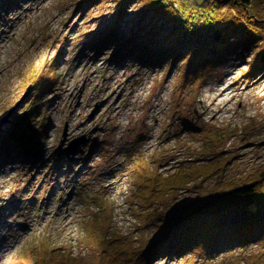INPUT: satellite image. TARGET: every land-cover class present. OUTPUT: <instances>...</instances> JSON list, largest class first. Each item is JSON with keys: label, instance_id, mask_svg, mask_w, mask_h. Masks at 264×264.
<instances>
[{"label": "rangeland", "instance_id": "1", "mask_svg": "<svg viewBox=\"0 0 264 264\" xmlns=\"http://www.w3.org/2000/svg\"><path fill=\"white\" fill-rule=\"evenodd\" d=\"M78 1L0 0V264H111L107 249L85 234L93 216L107 237L148 238L158 226H139L133 217L129 180L135 165L162 176L209 161L221 166L168 195L151 210L161 217L208 196L218 181L264 167V65L244 75L264 43V27L239 24L200 81L177 82L179 62L168 68L163 58L147 65L132 53L113 59L109 43L95 52L115 3ZM252 1L250 12L263 22L264 0ZM143 3L128 1L116 37L165 33L159 13L143 11ZM244 31L249 44L237 40ZM54 60L56 82L40 95L32 116L34 130L42 117L45 122L37 137L40 157H28L2 139L33 98L30 75L51 70ZM256 197L260 207L264 182ZM43 244L48 259L37 255ZM150 264H264V236L212 255L157 256Z\"/></svg>", "mask_w": 264, "mask_h": 264}, {"label": "trees", "instance_id": "2", "mask_svg": "<svg viewBox=\"0 0 264 264\" xmlns=\"http://www.w3.org/2000/svg\"><path fill=\"white\" fill-rule=\"evenodd\" d=\"M87 1L79 0L78 3ZM113 1L115 7L108 23L98 31L102 40L96 45L95 52L109 43L114 47L111 53L113 59L118 60L122 55L132 53L147 65L163 58L168 60V68L174 62H179L177 82L180 78L187 82L194 80V77L198 79L196 82L200 81L202 72L220 57L229 41V33L239 24H253L255 30L264 27V21H257L259 17L250 12L254 4L252 0H230L226 8L223 5L227 0H143L142 10H156L165 33L140 38L136 32H130L125 38L116 37L114 32L119 27L129 0ZM245 32H239L237 40L249 44L251 38ZM258 47L252 53L249 68L244 72L246 76L254 75L264 65V43ZM55 62L51 63V70L30 75L33 98L17 117L15 128L2 139V143L13 141L28 157H40L37 137L43 131L41 127L45 122L42 117L34 130L32 116L40 95L51 90L56 82L57 76L52 74ZM197 72L200 75H195ZM52 155L55 156L53 160L58 162L57 153ZM220 168L217 163L209 161L191 165L187 170L178 168L162 176L146 164L135 165L129 180L133 217L139 226L153 224L158 229L137 243L131 237L118 241L107 237L99 229L98 217L93 216L85 223V234L89 240L107 249L111 264H150L157 256H180L195 250L212 255L217 248L245 245L259 239L264 236V203L260 207L255 204H258L257 189L264 182V167L244 177L218 181L208 196L193 199L179 212L163 217L152 212L171 193L187 190L190 182L203 179L212 170L218 171ZM48 248L47 244H43L38 248L40 254L37 255L48 259Z\"/></svg>", "mask_w": 264, "mask_h": 264}, {"label": "water", "instance_id": "3", "mask_svg": "<svg viewBox=\"0 0 264 264\" xmlns=\"http://www.w3.org/2000/svg\"><path fill=\"white\" fill-rule=\"evenodd\" d=\"M29 87L28 88H30L31 86H30V84L28 85ZM27 88V89H28ZM26 93V91H24L23 92V95ZM26 95V94H25ZM13 109V108H12ZM7 120V118H5L4 117V120H2V123H4L5 121ZM65 129H66V126L63 128V133H62V135H63V137L60 139V141H59V143H62L63 142V140L65 139V136H66V131H65ZM84 140V138H80V139H73V141H70L69 143H68V145L66 146V149H68V150H72L76 145H78L80 142H82Z\"/></svg>", "mask_w": 264, "mask_h": 264}, {"label": "bare ground", "instance_id": "4", "mask_svg": "<svg viewBox=\"0 0 264 264\" xmlns=\"http://www.w3.org/2000/svg\"><path fill=\"white\" fill-rule=\"evenodd\" d=\"M95 47H96V45H95ZM226 92V89H221V91H220V94H224ZM218 97H221L220 95H218ZM224 97V96H223ZM222 97V99H225V98H223ZM225 102H227V100L225 101ZM39 105V104H38ZM207 109V108H206ZM215 113H213V115H214Z\"/></svg>", "mask_w": 264, "mask_h": 264}]
</instances>
